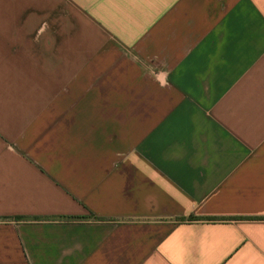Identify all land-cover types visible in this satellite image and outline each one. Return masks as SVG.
Here are the masks:
<instances>
[{"label":"crops","instance_id":"crops-1","mask_svg":"<svg viewBox=\"0 0 264 264\" xmlns=\"http://www.w3.org/2000/svg\"><path fill=\"white\" fill-rule=\"evenodd\" d=\"M0 264H264V0H0Z\"/></svg>","mask_w":264,"mask_h":264},{"label":"clouds","instance_id":"clouds-1","mask_svg":"<svg viewBox=\"0 0 264 264\" xmlns=\"http://www.w3.org/2000/svg\"><path fill=\"white\" fill-rule=\"evenodd\" d=\"M157 82L160 84L161 87L166 86V80L165 79H158Z\"/></svg>","mask_w":264,"mask_h":264}]
</instances>
